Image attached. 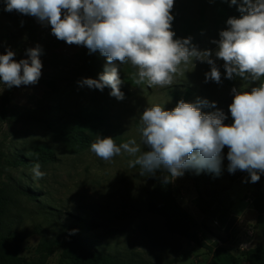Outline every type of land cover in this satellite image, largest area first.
Instances as JSON below:
<instances>
[{"label":"rangeland","instance_id":"374dc122","mask_svg":"<svg viewBox=\"0 0 264 264\" xmlns=\"http://www.w3.org/2000/svg\"><path fill=\"white\" fill-rule=\"evenodd\" d=\"M3 9L0 0V54L10 48L19 61L28 58L27 49L40 45L43 68L35 85L11 89L0 85V239L18 245L25 259L38 260L39 244L61 238L73 217H80L94 222L92 229L80 233L83 243L123 261L218 264L213 252L182 236L168 216L150 209L152 201L156 207L154 191L164 175L161 170L155 176L140 175L139 165L129 167L134 157L127 153L105 162L91 152V145L82 147L81 133L93 141L99 136L112 137L117 145L132 138L140 143L139 115L145 107L160 104L171 110L180 100L194 103L198 98L216 102L230 124L231 89L250 90L264 77L252 83L226 79L223 61L213 56L222 74L220 84L205 82L210 65L194 61L195 67L172 86L150 88L135 83L136 69L130 63L117 62L124 93V99L117 100L110 96V88L100 91L78 84L83 78L94 79L88 64L91 56L106 65L99 51L68 45L51 34L50 25ZM172 15L175 38L191 37L199 50L215 51L211 41L227 28L219 0H174ZM9 91L12 115L3 122L1 98ZM56 116L59 125L52 121ZM92 116L102 118L96 130L86 124ZM49 119L52 130L47 127ZM43 151L54 154L55 160L41 165L46 173L42 179H33L32 166L13 168L7 162ZM227 152L225 147L219 175L186 170L171 186L177 203L189 215L191 232L203 244L240 254L263 243L264 232L254 205L256 185L245 182L250 179L247 172H228ZM259 181L264 185V174ZM261 206L264 212V197ZM61 256L62 248L55 247L46 264H74ZM241 262L250 264L245 257Z\"/></svg>","mask_w":264,"mask_h":264},{"label":"clouds","instance_id":"9594fccd","mask_svg":"<svg viewBox=\"0 0 264 264\" xmlns=\"http://www.w3.org/2000/svg\"><path fill=\"white\" fill-rule=\"evenodd\" d=\"M4 11L35 17L51 26V34L68 45L84 46L89 53L106 57L98 79L83 78L79 86L103 91L124 99L120 89L119 64L136 69L135 83L150 88L170 87L195 67L194 61L206 62L210 71L205 82H222L216 59L223 61L225 78L249 83L264 77V0H230L237 5L239 18L230 17L217 47L199 50L192 38H175L172 30L174 0H3ZM23 23V22H21ZM40 45L26 50L27 59L17 61L10 48L0 54V85H35L42 75ZM228 111L232 123L216 102L180 100L174 108L153 104L139 115L140 143L135 138L117 145L112 137H99L90 150L105 162L127 153L134 159L129 167L140 166V175L155 176L157 170L165 183L182 177L186 170L221 172L223 150L227 147V170L247 172L257 183L264 174V82L250 90L231 89ZM204 107L215 111L205 113ZM143 146V149H142ZM147 149V150H145ZM33 179H42L39 162L31 169ZM73 233L76 230H72Z\"/></svg>","mask_w":264,"mask_h":264},{"label":"trees","instance_id":"16d2710c","mask_svg":"<svg viewBox=\"0 0 264 264\" xmlns=\"http://www.w3.org/2000/svg\"><path fill=\"white\" fill-rule=\"evenodd\" d=\"M219 6L223 12L224 19L227 22L230 17H237L241 15L237 10V5H230V0H219ZM89 70L92 71L93 78L98 79L99 75L104 71L105 66L96 59L94 56L88 60ZM107 89V87H106ZM11 93L10 91L1 98V119L3 122L11 118ZM54 125L60 124V118L57 116L52 118ZM86 124H90L93 129L98 128L102 124V118L92 116L91 119L86 120ZM47 127L53 129L51 120L47 121ZM96 130V129H95ZM80 143L82 147H88L93 142V138L90 135L81 133ZM15 144V143H14ZM8 164L13 167L32 166L36 162L40 165L54 161V154L43 151L37 152L33 156H17L8 159ZM256 191L254 193V205L258 210V220L262 226L264 232V218L263 208L261 202L264 197V185L259 181L255 183ZM154 198L156 200V207L154 201H152L150 209L152 211L164 214L170 218L175 224L176 229L182 234V236L196 243L198 246L205 247L213 252V259L218 264H242L241 257H245L250 264H264V242L256 245L255 247L244 250L240 254L230 252L226 248L217 247L212 249L203 244L199 237L191 232L189 215L185 210L177 203L173 192L171 182L165 183L162 178L158 181L156 189L154 191ZM38 198H33V201H37ZM94 227V222L87 221L80 217H73L64 235L54 241H42L38 246V253L40 257L38 260H27L20 254V247L16 244L9 243L7 240L0 239V264H46L47 258L52 254L55 247L62 248V261L70 260L74 264H140L136 261H123L120 258L111 256L107 252H97L93 248L87 247L81 240L80 233L82 231H89ZM72 230H76L74 233ZM264 234V233H263ZM63 238V239H62Z\"/></svg>","mask_w":264,"mask_h":264}]
</instances>
